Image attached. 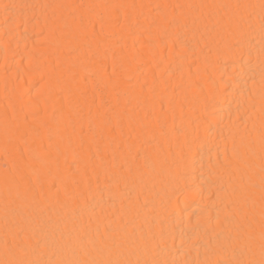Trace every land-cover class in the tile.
Masks as SVG:
<instances>
[{
  "label": "bare ground",
  "instance_id": "6f19581e",
  "mask_svg": "<svg viewBox=\"0 0 264 264\" xmlns=\"http://www.w3.org/2000/svg\"><path fill=\"white\" fill-rule=\"evenodd\" d=\"M0 155V264H264V0H0Z\"/></svg>",
  "mask_w": 264,
  "mask_h": 264
},
{
  "label": "rangeland",
  "instance_id": "374dc122",
  "mask_svg": "<svg viewBox=\"0 0 264 264\" xmlns=\"http://www.w3.org/2000/svg\"><path fill=\"white\" fill-rule=\"evenodd\" d=\"M78 2H79V1H78ZM115 21H116V20H115ZM118 22H119V21H118ZM118 22H117V21L115 22L116 25H119V24H120V23H118ZM107 36H108L109 38H111V35H108V34H107ZM110 49H111V48H110ZM110 53H111V50H110V52L107 50V54H110ZM97 72L100 73L99 71H97ZM97 72H91V71H90L89 73H91V74H89V73L87 72V73H85L86 75H84V78H83V79H84V81H88V80H93V79H94L93 81H96V82H95V86H94V90H95V92H99V91H100V95H102L103 91H106V89H107V91L104 92L105 96H104V95L102 96L104 99L101 97V100H102V99H103V100L100 101L99 109H100L101 112H107L106 110H108L109 108H110L112 111H114V110L112 109V107L114 106V104H113V106H112L111 102H112L113 99H115V98H114L115 95H116V96H115L116 99H117V96H119L118 98H121L122 92H120L121 95H120V93L115 94V93H117L115 89H116L117 86H119L120 84H119L117 81H113L114 83L117 82L119 85H118V84H116V85L113 84L114 87L116 86V88H112V84H111L112 82L110 83L111 85L107 83V86H108V87L104 86V85H105L104 82H101V87H100V82L97 81L98 76H99V74H98ZM93 73H95V74H93ZM96 73H97V74H96ZM88 74H89V75H88ZM85 76H86V77H85ZM96 77H97V79H96ZM115 77H116V76H115ZM91 78H92V79H91ZM133 78H134V77H133ZM133 78H132V79H133ZM35 79H37L38 81L35 80ZM95 79H96V80H95ZM125 79H127V78H125ZM132 79H131V77H130V78H128L127 80H124V81L127 83V85H128V83H130V84H134V83H136V82H135V81H136L135 78L133 79V80H135L134 82H132V81H133ZM32 81H33V82H32ZM35 81H36L38 84H37ZM128 81H129V82H128ZM31 82H32V83H31ZM31 82H30V83H31V84L33 85V87L35 88V87H38L41 83H43V82H44V79H43V78H34V80H31ZM131 82H132V83H131ZM103 83H104V85H103ZM31 84H29V85L32 86ZM34 84H35V86H34ZM98 84H99V86H97ZM130 84H129V86H127L128 88H129V87L132 88V86L134 87V85H131V86H130ZM102 86H103L104 88H103ZM98 87H100V88H98ZM95 88H97L98 91H96ZM108 88H109V89H108ZM119 88H120V87H118V91H119ZM100 89L103 90V91L101 92ZM111 90H112V91H111ZM108 91H111L110 93H112L113 95L115 94V95L113 96V95H111V94L109 93V95L107 94V96H106V93H108ZM113 91H114V93H113ZM31 93H32V92H30V94H31ZM28 94H29V93H27V96H28ZM110 95H111V96H110ZM27 96H25V97H27ZM25 97H24V99H26V101H27V99H30V97H27V98H25ZM105 97H106V98H105ZM31 100H32V99H31ZM31 100H29V101H31ZM96 102H97V100H96ZM96 102H95V103H96ZM101 103H102V104H101ZM109 103H110V104H109ZM104 105H105V107H104ZM138 107H139V106H136V107H135L134 112H137L136 109H138ZM103 108H104L105 110H104ZM110 109H109V110H110ZM135 110H136V111H135ZM138 111H141V108H140V107H139V110H138ZM32 114H35L36 117H37V114H36V113H32ZM32 114H31V115H32ZM35 115H32V116L35 117ZM84 133H85V132H84ZM22 146H24V145H22ZM22 148H23V147H20V149H22ZM3 159H4V157H3ZM0 160H1V155H0ZM5 160H6V158H5ZM5 160H4V161L1 160V163H2V161H3V163H4L3 166H5V168H6L7 165H8V164H7V163H8V160H6V161H7V163H6L7 165H5ZM1 163H0V165H1ZM3 166H2V167H3Z\"/></svg>",
  "mask_w": 264,
  "mask_h": 264
}]
</instances>
